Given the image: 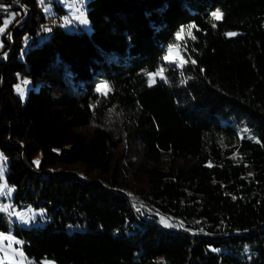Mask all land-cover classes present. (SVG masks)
<instances>
[{"label":"trees","instance_id":"trees-1","mask_svg":"<svg viewBox=\"0 0 264 264\" xmlns=\"http://www.w3.org/2000/svg\"><path fill=\"white\" fill-rule=\"evenodd\" d=\"M24 1L23 18L0 0L17 12L0 150L15 205L46 212L13 231L29 264H264V0H89V34L40 42ZM175 43L181 63L165 64ZM22 76L40 82L24 102Z\"/></svg>","mask_w":264,"mask_h":264},{"label":"rangeland","instance_id":"rangeland-1","mask_svg":"<svg viewBox=\"0 0 264 264\" xmlns=\"http://www.w3.org/2000/svg\"><path fill=\"white\" fill-rule=\"evenodd\" d=\"M88 1L89 0H36L38 5L37 7L44 16V22L41 24V33L38 34L37 41L40 42L44 38H46L48 32L51 30L53 26L63 27L69 33L84 32L86 34H89L90 24L85 14L86 3ZM81 13H83V18L87 20L86 24L81 23L80 20L77 19V17H79ZM16 14H17L16 11L11 10L8 16L3 17L2 19V23L0 24V27H4V32L0 33V51L3 48L2 36L14 21ZM6 20L10 22L5 27L4 22ZM22 21L23 19L19 20L17 24H20ZM191 32H192L191 28L181 29L176 34V41L179 42L185 37L190 38ZM9 35L10 34H8L7 36ZM29 42H30L29 37L23 39V44H24L23 50L27 48ZM171 46H172L171 52H169V47H168L165 54V56H169L170 59L166 61L163 58L164 63L165 64L181 63V50L179 48V45L175 43ZM25 80L28 82L27 84L23 83V81ZM160 80H164V79H161L160 76H153L154 82L150 83L149 80V83L152 85L156 81H160ZM17 85H20L24 89L23 98H21L20 94L16 91ZM39 87H40V82L33 85L31 78L22 76V77H18V82L14 85L13 89H14V94L18 98H20L22 102H24L27 97L28 91L29 90L37 91ZM0 156H2V159H0V168L3 169L2 178H0V186L7 185L6 188H3V190L0 191V208H2L3 206H8V210L7 211L0 210V214H3L5 216L10 226V230L8 233H0V234H3L4 237L12 238L11 240L9 239L0 240V249H2V251H0V257L4 258L5 264H12L13 261H15L16 264H29V261L26 259L25 255L21 250L22 242L19 238L14 236L13 231L15 230L14 229L15 227L19 229H32V228L39 229L44 227L47 224L46 212L44 209L34 208L33 206L30 205H22V206L15 205L14 203L15 189L12 186H10L6 181L8 161L3 156L1 150H0ZM8 189H11L10 193L8 192ZM139 205H141L140 202ZM12 213L26 214V220H21L17 215H14ZM16 241H19L20 243H16ZM18 253H22L23 256L22 257L19 256ZM43 264H54V263L45 260Z\"/></svg>","mask_w":264,"mask_h":264},{"label":"snow or ice","instance_id":"snow-or-ice-1","mask_svg":"<svg viewBox=\"0 0 264 264\" xmlns=\"http://www.w3.org/2000/svg\"><path fill=\"white\" fill-rule=\"evenodd\" d=\"M221 16H222V14L219 12V10H217L216 12H213L212 13V17L214 19H217L218 20V19L221 18ZM77 19H79L81 23H85V24L87 23V20H85L83 18V13H81L80 16L77 17ZM9 22L10 21H7V20L4 22L5 27L7 26V24ZM189 27H192V26H189ZM3 32H4V27H0V33H3ZM226 35H228V36H234V35H236V33H231L230 32V33H227ZM171 50H172V46L170 45L169 46V52H171ZM164 59L167 61V60L170 59V57L169 56H165ZM193 63H195V62L193 61ZM153 76H160L161 79H164V77H163V69H160L158 72H156L154 74H149L150 83L154 82L153 81ZM23 83L24 84H27L28 82L25 80V81H23ZM107 88H108L107 84H101L98 87L97 91L98 92H101V91H103V90H105ZM16 91L20 94L21 98H23L24 89L20 85H17L16 86ZM0 159H2V156H0ZM36 163H38V161H36ZM2 173H3V169L0 168V178H2ZM6 187H7V185L0 186V191H2L3 188H6ZM8 192L10 193L11 192V189H8ZM0 210L7 211L8 210V206H3L2 208H0ZM29 211H31V210H29ZM12 214L17 215L21 220H26V214H20V213H12ZM162 222H165V221H163V218H162ZM3 239H9V240H11L12 238L11 237H4L3 234H0V240H3ZM16 243H20V242L19 241H16ZM9 247H10V245H9ZM0 251H2V249H0ZM18 255L21 256V257L23 256L22 253H18ZM0 264H5V261H4V258L3 257H0ZM12 264H16V262L13 261Z\"/></svg>","mask_w":264,"mask_h":264},{"label":"built area","instance_id":"built-area-1","mask_svg":"<svg viewBox=\"0 0 264 264\" xmlns=\"http://www.w3.org/2000/svg\"><path fill=\"white\" fill-rule=\"evenodd\" d=\"M11 3L13 8L16 9L20 14L24 15L26 14L25 9L22 8V0H1V3ZM7 13L6 8H1L0 9V15H5ZM6 40H8L11 43V36H6Z\"/></svg>","mask_w":264,"mask_h":264},{"label":"bare ground","instance_id":"bare-ground-1","mask_svg":"<svg viewBox=\"0 0 264 264\" xmlns=\"http://www.w3.org/2000/svg\"><path fill=\"white\" fill-rule=\"evenodd\" d=\"M24 2L25 1L22 0V8L25 9L26 14L24 16L26 17L30 13V8L27 5H25Z\"/></svg>","mask_w":264,"mask_h":264},{"label":"crops","instance_id":"crops-1","mask_svg":"<svg viewBox=\"0 0 264 264\" xmlns=\"http://www.w3.org/2000/svg\"><path fill=\"white\" fill-rule=\"evenodd\" d=\"M1 7V6H0ZM6 9H7V7H5ZM11 10H7V13L5 14V15H2L1 16V18H0V24L2 23V19H3V17H5V16H8V14H9V12H10ZM16 16V15H15Z\"/></svg>","mask_w":264,"mask_h":264}]
</instances>
